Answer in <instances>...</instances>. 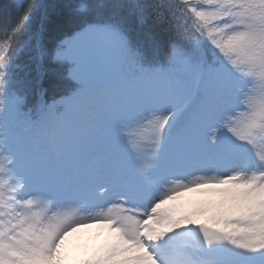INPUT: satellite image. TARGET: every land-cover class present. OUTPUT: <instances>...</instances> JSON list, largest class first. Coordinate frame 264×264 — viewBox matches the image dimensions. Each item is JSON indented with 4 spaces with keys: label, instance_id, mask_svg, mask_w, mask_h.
I'll use <instances>...</instances> for the list:
<instances>
[{
    "label": "snow or ice",
    "instance_id": "6c2138e0",
    "mask_svg": "<svg viewBox=\"0 0 264 264\" xmlns=\"http://www.w3.org/2000/svg\"><path fill=\"white\" fill-rule=\"evenodd\" d=\"M54 14L71 31L49 47ZM132 18L151 29V56ZM25 49L41 82L56 77L52 94L17 90ZM186 192L202 199L172 203ZM91 225L96 243L61 251ZM0 264H264V0H29L6 13Z\"/></svg>",
    "mask_w": 264,
    "mask_h": 264
},
{
    "label": "trees",
    "instance_id": "16d2710c",
    "mask_svg": "<svg viewBox=\"0 0 264 264\" xmlns=\"http://www.w3.org/2000/svg\"><path fill=\"white\" fill-rule=\"evenodd\" d=\"M29 2V0H0V23L3 22L5 14L10 10L13 12L22 4ZM56 3H62L63 0H55ZM130 27L133 30V36L144 42L146 53L151 56L153 54L152 46L155 41L151 29L145 25L143 28L138 26L135 18L129 20ZM38 26V19L33 24V28ZM71 31L70 27L65 23V18L59 14H54L47 26L44 38L49 47H51L57 40L62 38L65 33ZM26 37L21 38V45L24 43ZM14 78L17 85V90L21 93L27 92L30 99L35 97L36 92L40 88H47L49 94H52L58 88V81L56 77L49 72L42 82L38 75V71L33 59L30 58V53L27 49L21 51L15 60V67L13 69Z\"/></svg>",
    "mask_w": 264,
    "mask_h": 264
},
{
    "label": "rangeland",
    "instance_id": "374dc122",
    "mask_svg": "<svg viewBox=\"0 0 264 264\" xmlns=\"http://www.w3.org/2000/svg\"><path fill=\"white\" fill-rule=\"evenodd\" d=\"M202 199V197L198 193H192V192H186L183 195H181L176 201L172 202L173 204L182 206V207H189L191 206L195 201ZM101 230L96 225L81 227L79 229L74 230L73 232H70L62 242L61 251L67 247V242L70 240H76V249L72 250V252H79L81 249H83L85 246H91L92 244L96 243V237L97 233ZM88 236H90L88 238ZM82 239H85L84 241ZM85 244L82 246V243ZM81 249H78V248ZM73 254H70L69 256H72Z\"/></svg>",
    "mask_w": 264,
    "mask_h": 264
}]
</instances>
